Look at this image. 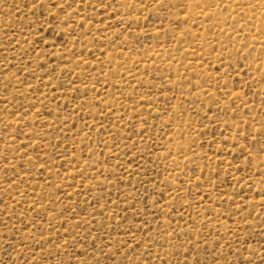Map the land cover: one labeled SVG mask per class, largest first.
Listing matches in <instances>:
<instances>
[{
	"label": "rangeland",
	"instance_id": "rangeland-1",
	"mask_svg": "<svg viewBox=\"0 0 264 264\" xmlns=\"http://www.w3.org/2000/svg\"><path fill=\"white\" fill-rule=\"evenodd\" d=\"M0 264H264V0H0Z\"/></svg>",
	"mask_w": 264,
	"mask_h": 264
}]
</instances>
